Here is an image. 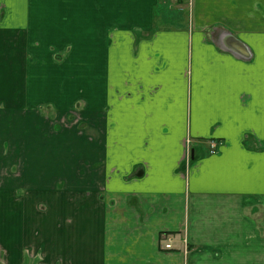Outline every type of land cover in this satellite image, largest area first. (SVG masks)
<instances>
[{
	"label": "crops",
	"instance_id": "1",
	"mask_svg": "<svg viewBox=\"0 0 264 264\" xmlns=\"http://www.w3.org/2000/svg\"><path fill=\"white\" fill-rule=\"evenodd\" d=\"M157 3L0 0V264H264V28Z\"/></svg>",
	"mask_w": 264,
	"mask_h": 264
},
{
	"label": "rangeland",
	"instance_id": "2",
	"mask_svg": "<svg viewBox=\"0 0 264 264\" xmlns=\"http://www.w3.org/2000/svg\"><path fill=\"white\" fill-rule=\"evenodd\" d=\"M70 7L71 6L68 5V11L71 10ZM36 10L38 9L36 8ZM3 11L4 10L1 12ZM193 13L197 20V25L208 24L215 27L240 31L264 28V0H159L157 7L153 11V16L155 21H157V27L166 28L172 23H181L184 21L189 23ZM35 38L37 44L40 42L50 43V37L37 36ZM90 39L91 38H88L86 42H90ZM52 47L54 49L51 51L54 63L61 66V63L66 61L65 63L68 65H75V60L73 61L69 58L70 50L60 52L63 46L54 45ZM66 47L68 49L69 46ZM36 54L38 53L36 52ZM81 54L82 56L79 57L81 60L91 58L89 52ZM44 59L43 57V60ZM41 110L45 111V108ZM48 112V115H44V118L49 119V123L53 126L57 125L56 127L60 126L64 129H70L75 128L78 124L77 110L69 111L57 118V120L55 119L57 116L56 111L51 109ZM43 113L40 112V115L43 116ZM81 130L77 131V134H80V136L83 134L86 136L87 134L89 135L88 139L91 140L92 137L95 138V133L85 134V132ZM11 150L14 152V146L12 145L10 147L9 144L8 148V144L4 142L2 147L4 154H2H12Z\"/></svg>",
	"mask_w": 264,
	"mask_h": 264
},
{
	"label": "built area",
	"instance_id": "3",
	"mask_svg": "<svg viewBox=\"0 0 264 264\" xmlns=\"http://www.w3.org/2000/svg\"><path fill=\"white\" fill-rule=\"evenodd\" d=\"M216 148V144H213L211 146V152H214ZM190 159H191V155H190V147H189V143L186 142L185 143V152H184V155H183V158H182V164L184 166V168H188L189 166V163H190ZM159 243L161 244L162 248L164 251H170L172 250V247H171V238L168 237V235H162L160 240H159Z\"/></svg>",
	"mask_w": 264,
	"mask_h": 264
}]
</instances>
